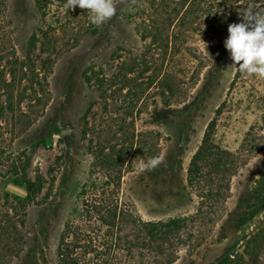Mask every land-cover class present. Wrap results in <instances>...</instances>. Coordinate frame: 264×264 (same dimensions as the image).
I'll list each match as a JSON object with an SVG mask.
<instances>
[{"label": "rangeland", "instance_id": "rangeland-1", "mask_svg": "<svg viewBox=\"0 0 264 264\" xmlns=\"http://www.w3.org/2000/svg\"><path fill=\"white\" fill-rule=\"evenodd\" d=\"M133 1L122 0L88 36L78 31L85 10L65 9L66 0L41 13L34 0H0V264H56L100 146L126 150L122 189L143 220L182 221L172 264H217L227 253L264 264V80L240 73L224 47L228 26L246 7L264 14V0H233L235 17L223 24L206 8L202 32L177 41L182 52L140 40ZM44 13L61 51L40 76L22 75L26 41ZM130 51L146 57L128 73L121 63ZM157 155L165 163L141 172ZM24 168L46 182L41 204L25 209Z\"/></svg>", "mask_w": 264, "mask_h": 264}, {"label": "trees", "instance_id": "trees-1", "mask_svg": "<svg viewBox=\"0 0 264 264\" xmlns=\"http://www.w3.org/2000/svg\"><path fill=\"white\" fill-rule=\"evenodd\" d=\"M54 1L56 0H34V5L39 12H46L47 7ZM232 1L134 0L131 8L135 9V13L129 18L133 20L141 41L150 39L152 46L164 50H168L173 42L171 51L182 52L185 48L177 41L184 38V33L188 30L196 34L202 32L204 23L197 21L205 15L206 8L214 10V22L223 24L234 19ZM121 2L122 0H116V5ZM79 14L84 24L78 31L88 36L98 34L97 26L89 21V13L85 10ZM41 18L42 23L37 24L26 41L23 60L20 62L22 75L30 71L34 76H40L39 70L51 65L61 51L56 29L47 24L46 13L42 14ZM192 25H195V28ZM212 34L217 36L219 33L213 30ZM36 51H39V54ZM129 54V58H125L126 62L123 60L121 64L123 68H129L127 71L131 73L134 68L144 64L146 54L141 52L135 57H132V51ZM123 68H120V71ZM95 74L93 72L94 76H103ZM184 74L182 72L179 76ZM163 76L174 75L168 72ZM126 155V150L121 148L114 155L105 153L103 146L97 148L94 163L99 170L96 169L93 173L96 175L94 181L83 186L78 195L80 204L71 210L64 224L56 248V264H172L175 261V234L182 221L173 218L151 222L138 215L135 206L122 189L125 179L122 167ZM132 164L133 161H130L128 166ZM21 182L25 187L26 196L20 205L24 209L30 205H40V197L46 184L44 179H32L24 168ZM10 223L11 217L7 216L1 226L2 235L8 234ZM16 240L20 244L23 237L18 235ZM13 243L14 241L8 243L7 249H10ZM236 258L238 256L227 253L217 264H238ZM36 263L42 264L39 258H36Z\"/></svg>", "mask_w": 264, "mask_h": 264}, {"label": "clouds", "instance_id": "clouds-1", "mask_svg": "<svg viewBox=\"0 0 264 264\" xmlns=\"http://www.w3.org/2000/svg\"><path fill=\"white\" fill-rule=\"evenodd\" d=\"M76 7L86 10L90 23L95 26L107 22L117 12L116 0H66L64 4L68 10ZM240 16L241 22L228 26L224 47L230 54L232 65H238L240 73L264 80V14L246 7ZM259 160L253 162L251 168ZM163 163L165 157L157 155L142 161L140 170L152 171Z\"/></svg>", "mask_w": 264, "mask_h": 264}]
</instances>
